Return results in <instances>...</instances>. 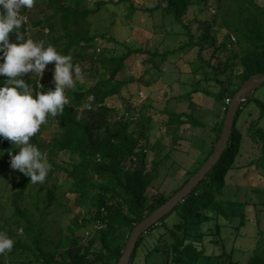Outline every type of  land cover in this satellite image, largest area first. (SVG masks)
Segmentation results:
<instances>
[{
    "label": "trees",
    "instance_id": "trees-1",
    "mask_svg": "<svg viewBox=\"0 0 264 264\" xmlns=\"http://www.w3.org/2000/svg\"><path fill=\"white\" fill-rule=\"evenodd\" d=\"M35 1L37 5L45 6V11L48 10L50 14L45 18L32 20L29 26L32 32L45 31L43 28H48L47 35L40 34V36H46L54 44L65 42L57 51L71 55L73 64L82 67V75L89 72L97 77V80L93 87H87L76 81L75 87L66 89L65 95L69 102L65 105L63 113L49 118L50 125L56 126L58 134L52 137L46 136L50 127L42 125L30 142L40 148L53 166L59 164L55 161L57 156L63 155L68 158L67 165L58 166L59 171H65L68 177L61 184L69 186L68 193L74 195L78 206H83L87 195L93 193L91 206L95 209L93 214L91 213V218L78 216L74 223L80 225V222L91 227L94 225L97 233L87 244L78 241L74 227L70 228L71 235L63 237L59 242L48 237L44 216L46 209L57 202L59 192L54 187H50L49 182H45L47 190L44 192L46 197L43 203L44 205L46 203V208H41L35 199L31 200V205L38 215H35L32 209L25 207L27 198L32 199L34 196L39 198L43 191L37 189L39 183H30L29 177L10 167L8 150H12L15 154L19 149L14 148L7 139H0V150H4V155L0 157V180L11 177L12 181L9 185H13L10 197L13 215L7 218L0 216V232L14 241L13 247L8 252L6 250L0 254V257L9 264H117L135 226L180 191L213 154L221 138L231 104L227 103L226 99L232 102L235 93L248 79L264 74V7L259 6L254 0H157L159 6L156 8H161L165 17H170L174 23L181 25L184 29L183 34L188 37V42L179 50L185 51L189 47L200 46L199 54L202 56L205 44L215 40L212 35V23L206 21L198 27V31L204 30L197 40L191 25L185 23V18L192 8L197 7L199 9L197 16L206 12L214 17L215 22L220 20L219 28L226 31L227 39L221 45L222 50H228L229 42L234 44V59H239L241 68L236 74L239 85H233L230 79L228 85L226 81L222 83L219 92H210L197 86L188 94L189 97L199 92L210 95L223 106L225 116L213 128L210 141L204 140L200 150V156L204 158L197 159L195 166L186 171L185 182L170 195L158 192L149 196L148 191L153 184L154 176L140 167L144 165L153 118L141 112V119H137V122L135 116L113 122L110 117L112 109L106 105V101L115 95H120L127 83L119 81L117 77L131 55L137 53L148 55L146 61L155 63L159 54L129 46H126L121 55L111 57L85 54L81 48L83 42H87L86 47L89 48L88 44H91L96 37L89 36L87 32L84 35L83 33L90 28L89 17L97 10L84 7L80 3L78 5L75 0ZM100 3L99 6L105 5V2ZM213 6L216 10L214 12L210 10ZM129 10V16H133L137 11L132 3L129 5ZM28 11L29 8L20 10L23 15ZM26 25L27 23L22 22L19 29L25 39H27ZM37 32L35 36L33 32L34 41L41 40ZM232 37L235 38L234 42ZM10 39L16 42L15 31L10 33ZM171 53L175 52L168 51L163 54ZM166 55L162 58L165 59ZM202 60L205 65L214 69L216 78L225 73V70H221L219 66L212 65L211 61ZM230 63L229 57L226 61V69L231 67ZM85 64H89L90 67L85 69L83 67ZM23 78L33 94L42 91L40 83L46 84L42 77L40 79L39 75L31 72L24 74ZM5 79V76H0V83ZM53 87L54 84L51 88ZM253 94L238 111L228 145L214 167L183 202L147 232L151 236L155 231L163 229L164 234L171 238L165 250L166 259L161 264H222L224 256L217 254V247L227 236L238 234L245 226L247 202L228 201L222 197L227 185V177L237 167V156L245 138L240 124L251 113L249 103ZM256 105L259 116L251 121L249 131L252 140L261 147V156L252 163L257 164L264 171V126L262 125L264 102L256 100ZM82 110L85 115L82 114ZM168 123H177L179 128L186 124L206 127V124L199 121L194 114L185 112L171 113ZM206 144H209V148L205 149ZM156 164L154 162V165ZM2 183L8 184L6 181ZM4 219L6 223H2ZM7 220H11L10 224L13 223L14 228H11ZM18 229L22 230L21 234H16ZM145 235L138 241L130 264L136 261ZM160 245H156L146 255L148 259L154 251L160 253L162 259L163 251ZM227 258L229 259L227 264H239L233 259L232 254ZM246 264H264V255H254Z\"/></svg>",
    "mask_w": 264,
    "mask_h": 264
},
{
    "label": "rangeland",
    "instance_id": "rangeland-1",
    "mask_svg": "<svg viewBox=\"0 0 264 264\" xmlns=\"http://www.w3.org/2000/svg\"><path fill=\"white\" fill-rule=\"evenodd\" d=\"M127 1L75 0L76 4L80 3L84 7L97 10L89 17L90 28L84 30L83 33L84 35L87 32L89 36L96 38L91 44H88L89 48L86 47L87 42H83L81 48L85 54L96 57L121 55L126 46L159 54L155 63L146 61L148 55L140 53L131 55L125 61L124 68L117 77L119 81H126L127 83L122 88L121 94L109 98L106 105L112 109L110 117L113 122L121 118H131V116H135L136 120H134L137 122V119H141V112H144L146 116L147 114L148 116L151 115L153 118L152 133L149 146L146 148L144 165L140 168L154 176L153 184L148 191L149 196L158 192L170 195L185 182L186 171L195 166V161L204 158L200 156L203 142L204 140L210 141L213 128L225 116L223 106L218 104L210 95L199 92L189 97L188 94L197 86H201L210 92H219L222 83L226 81L228 85L230 79L233 85H239L236 74L241 66L239 59H234V44L229 42L228 50H222L221 45L227 39L226 31L219 28V19L215 22L214 17L209 16L206 12L197 16L199 12L197 7L192 8L185 18V23L191 25L196 35L195 40L200 37L204 30L198 31L201 24L206 21L213 24L212 35L215 40L205 44L202 56H200V46L189 47L185 51L179 50L183 44L188 42V37L183 34L184 29L181 25L174 23L172 18L165 17L161 8H156L159 6L157 0ZM254 1L259 6L264 7V0ZM100 2H105V5L99 6L98 3ZM130 3L137 10L133 16H129ZM210 10L216 11L214 6ZM29 11L25 15L29 26L32 20L45 18L46 15L50 14L48 10L45 11V6L37 5L36 1L33 7L29 8ZM43 29L45 31L37 32L34 30L33 32L34 36L37 32V36L39 35L44 41L45 46L51 44L56 50L64 46L65 42L54 44L46 36H40V34L47 35L48 28ZM33 32L30 29L32 38ZM168 51L175 53L163 54ZM164 55L167 56L165 59L162 58ZM229 57L231 58V67L226 69V61ZM202 59L211 61L212 65L219 66L221 70H225V73L216 78L214 69L205 65ZM53 65L54 63L50 62L43 73L42 78L46 84L43 85V88L40 87L42 91L51 88L54 84ZM83 67L88 69L90 65L85 64ZM80 68L82 69V67ZM96 80L97 77L92 73L85 72L82 84L93 87ZM77 82L80 81L77 80ZM256 100L264 102V84L254 92L249 103L251 113L240 124L245 138L237 156V167L229 173L227 185L224 188L222 198L239 203L247 202V208L245 209V226L239 230L238 234L227 236L216 249L218 255L224 256L222 264L228 263L227 257L231 254L239 264H246L254 255H264V171L257 164L252 163L261 156V147L252 140L249 131L251 121L259 116ZM78 108L83 109L82 107ZM81 112L85 115L83 110ZM182 112L194 114L199 121L206 124V127L186 124L179 128L177 123H168L171 113ZM49 118L42 125L50 127L46 136L52 137L57 135L58 131L55 129L56 126L50 125ZM262 125L264 126V118ZM208 145H205V149L209 148ZM55 161L59 163L57 166H53L49 160L51 168L48 175L45 181L37 186V189L43 191L41 197L37 198L34 194V198H27L24 203L25 207L32 209L33 213L38 215L36 209H33L31 205V200L35 199L41 208H46V203L45 205L43 203L46 197L44 192L47 190L45 182H49L50 187H54L59 194L57 202L51 208L46 209L44 216V225L48 228V237L59 242L63 237L70 236V228L74 227L78 241L87 244L95 237L96 227L93 225L92 228L80 222V225H76L74 220L78 216L91 218V213L95 211L91 206L93 193L87 195L83 206H78L75 203L74 195L68 193L69 186L61 184L68 177L65 171H59L58 166L67 165L68 158L60 155L55 158ZM154 162L157 164L154 165ZM154 167L156 168L154 169ZM2 181H6L8 184H4ZM11 181V177L0 180V216L4 218L13 215V207L10 205L13 190V185H9ZM7 221L10 224L11 220ZM2 223H6V220H2ZM10 226L14 228L13 223ZM21 233V229L16 232V234ZM170 242V236L164 234L163 229L155 231L151 236L147 233L134 264L164 263L166 259L165 250ZM156 245L162 247V259L161 254L155 251L148 259L146 255ZM6 261L0 257V264H9Z\"/></svg>",
    "mask_w": 264,
    "mask_h": 264
},
{
    "label": "clouds",
    "instance_id": "clouds-1",
    "mask_svg": "<svg viewBox=\"0 0 264 264\" xmlns=\"http://www.w3.org/2000/svg\"><path fill=\"white\" fill-rule=\"evenodd\" d=\"M34 3L35 0H0V76L6 77L0 83V139H7L19 149L15 154L8 150L10 167L29 177L30 183L42 184L51 164L30 140L48 117L63 113L69 102L65 90L75 87L77 80L83 83V75L80 66L73 64L71 55L59 53L51 44L45 46L43 40L34 41L31 34L28 38L29 24L22 20L26 16L20 10L32 8ZM22 22L27 23V39L19 31ZM14 31L16 42L10 39ZM50 62H55L54 87L33 94L24 74L31 72L41 79ZM40 87L43 88L41 83ZM3 155L4 150H0V157ZM13 244L12 238L0 232V254L10 250Z\"/></svg>",
    "mask_w": 264,
    "mask_h": 264
},
{
    "label": "water",
    "instance_id": "water-1",
    "mask_svg": "<svg viewBox=\"0 0 264 264\" xmlns=\"http://www.w3.org/2000/svg\"><path fill=\"white\" fill-rule=\"evenodd\" d=\"M264 84V74L253 76L248 79L241 88L235 93L232 103L229 105L225 118L223 131L213 154L205 162L203 167L187 182V184L178 191L170 200L156 209L152 214L142 220L135 226L129 237L127 246L122 257L117 264H130L133 253L136 249L140 238L145 235L151 228L158 225L160 220L174 210V208L184 201V199L192 192V190L201 182L206 174L214 167L219 160L224 149L227 147L235 122L236 115L242 104L261 86Z\"/></svg>",
    "mask_w": 264,
    "mask_h": 264
},
{
    "label": "built area",
    "instance_id": "built-area-1",
    "mask_svg": "<svg viewBox=\"0 0 264 264\" xmlns=\"http://www.w3.org/2000/svg\"><path fill=\"white\" fill-rule=\"evenodd\" d=\"M20 16H21V14H20ZM22 20H24L25 22L28 21L26 17H24V18L22 17ZM26 32L28 34V38H31L30 35H29L30 34V27L29 26L26 27ZM232 39H233V41H235V38L234 37H232ZM98 51H100V50H98ZM226 102L229 103V104L231 103L230 99H227Z\"/></svg>",
    "mask_w": 264,
    "mask_h": 264
}]
</instances>
